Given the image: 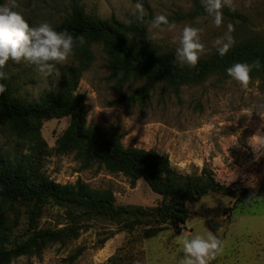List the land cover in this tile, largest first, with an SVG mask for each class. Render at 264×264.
Wrapping results in <instances>:
<instances>
[{"label": "rangeland", "instance_id": "rangeland-1", "mask_svg": "<svg viewBox=\"0 0 264 264\" xmlns=\"http://www.w3.org/2000/svg\"><path fill=\"white\" fill-rule=\"evenodd\" d=\"M151 15L171 18L186 16L192 9L188 0H146ZM202 2V0H200ZM11 0H3V4ZM88 14L101 19L124 22L134 15L132 0H79ZM144 8V7H143ZM224 9L235 11L244 19L223 14L222 25L211 17L182 18L173 31H159L149 24L151 42L161 52L175 55L178 36L184 26L201 30V42L207 58L215 52L213 42L233 26L234 43L255 38L264 41V0H225ZM17 11L30 26L47 22L56 29L70 11L69 0H15ZM144 8V15H148ZM125 23V22H124ZM95 60L82 74L77 92L87 107L86 125L105 131L118 128L125 148L154 150L167 157L171 168L190 177H200L204 169L213 173L222 186L234 190L256 191L264 185V112L248 116L243 110L264 105V79H249L241 87L231 79L211 77L198 85H187L174 92L161 84L142 99L121 102L145 84L131 81L119 88L110 78L101 47L93 46ZM72 56L43 77L34 66L9 61L4 66L8 80L17 82V94L37 101L58 88L61 75L75 65ZM248 116V117H246ZM69 123V118L42 123V147L13 136L0 118V162L31 161L50 180L61 185L77 181L94 191H110L116 206L151 210L164 202L143 180L133 188L121 174H109L98 166L81 170L73 155H57L55 142ZM5 214L15 220L9 235V247L25 241L34 231L64 230L59 242L46 244L38 253L19 256L9 264H177L182 256L181 241L192 234L211 231L223 242V251L212 264H264V198L237 202L235 198L209 192L186 204L190 219L177 231L168 229L145 239L143 232L156 224L148 218L143 224L126 228L124 220L110 221L87 211L51 201L41 205L34 229L30 224L31 205L6 203Z\"/></svg>", "mask_w": 264, "mask_h": 264}, {"label": "trees", "instance_id": "trees-1", "mask_svg": "<svg viewBox=\"0 0 264 264\" xmlns=\"http://www.w3.org/2000/svg\"><path fill=\"white\" fill-rule=\"evenodd\" d=\"M134 2V0H132ZM192 4L186 15L176 14L168 20L177 23L182 18L207 16L200 0H188ZM70 11L65 20L55 29L67 31L73 37L83 36L86 43L77 44L72 55L75 65L61 75L58 88L43 93L39 100L30 101L17 92V82L4 79L6 91L0 95V118L7 123L13 136L35 146L42 147L40 130L42 123L53 119L69 118V123L55 142L57 155H73L81 170L93 166L102 168L109 174H121L135 183L143 180L150 190L164 200L161 206L151 210L140 207H124L114 204L110 191H94L77 181L74 185L55 183L41 173L31 161L12 163L0 162V264L31 253H38L46 244L59 242L66 234L64 230L34 231L25 241L9 247L15 220L10 221L5 214L6 203L31 205L30 224L34 229L40 214V207L47 202L86 208L94 215L110 221L124 220L126 228L143 224L149 219L156 224L143 232L150 239L171 227L175 232L184 225L190 214L186 204L195 202L209 192L235 198L242 202L250 198H264V185L258 190H234L219 184L213 173L204 169L200 177H190L175 172L167 159L154 150L125 148L121 143L118 128L105 131L99 127L86 125L87 107L83 95L77 92L82 74L95 60L93 46L101 47L107 60L110 78L121 88L131 81L145 80V84L121 102L142 99L157 84L178 92L187 85H198L211 77L230 79L226 69L235 63L254 64L250 79H264V41L247 39L236 42L229 52L220 57L216 51L207 58H200L194 68L179 67L174 55L165 54L152 42L147 29L153 19L149 4L143 0L148 15L138 21L135 15L128 17L130 23L119 22L114 18L101 19L88 14L79 0H69ZM3 4V0H0ZM223 14L230 18L244 19L239 13L224 9ZM209 17V16H208ZM2 71L5 74L4 67Z\"/></svg>", "mask_w": 264, "mask_h": 264}, {"label": "clouds", "instance_id": "clouds-1", "mask_svg": "<svg viewBox=\"0 0 264 264\" xmlns=\"http://www.w3.org/2000/svg\"><path fill=\"white\" fill-rule=\"evenodd\" d=\"M225 0H202V6L207 16L211 17L215 26L223 22L222 7ZM15 0L10 4H0V81L6 79L3 67L9 62L25 63L34 66L43 77L53 74V70L68 60L74 54V48L79 44L83 46L86 41L83 36L73 37L65 31H56L52 25L42 22L30 26L25 19L13 10ZM134 15L138 21L143 20V0H134ZM125 23H130L126 18ZM151 27L159 31H173L177 25L163 15H156L150 21ZM231 24L223 36L217 37L213 42L216 53L223 57L234 46L231 35ZM201 30L193 26H184L178 36V47L175 49L174 61L183 68H194L201 55L205 52V45L201 42ZM254 67H260L259 61L254 64L235 63L226 69L227 76L246 87L250 72ZM6 91V86L0 82V95ZM248 116L255 111L259 116L264 112V105L250 106L243 110ZM246 116V117H248ZM260 144H264V135L257 132ZM182 256L177 264H212L216 256L223 251V242L211 231L206 235L192 234L190 238L181 241Z\"/></svg>", "mask_w": 264, "mask_h": 264}]
</instances>
